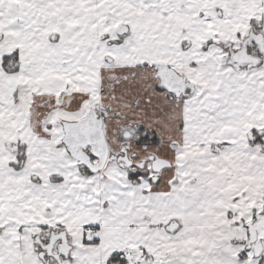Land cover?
<instances>
[{
    "label": "snow or ice",
    "instance_id": "obj_1",
    "mask_svg": "<svg viewBox=\"0 0 264 264\" xmlns=\"http://www.w3.org/2000/svg\"><path fill=\"white\" fill-rule=\"evenodd\" d=\"M0 264H264V0H0Z\"/></svg>",
    "mask_w": 264,
    "mask_h": 264
}]
</instances>
